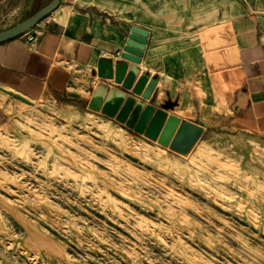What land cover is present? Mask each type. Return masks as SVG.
Returning a JSON list of instances; mask_svg holds the SVG:
<instances>
[{
  "label": "rangeland",
  "instance_id": "1",
  "mask_svg": "<svg viewBox=\"0 0 264 264\" xmlns=\"http://www.w3.org/2000/svg\"><path fill=\"white\" fill-rule=\"evenodd\" d=\"M49 1L0 0V30ZM24 85L0 84V264H264V138L237 127L232 89L157 99L204 127L180 154Z\"/></svg>",
  "mask_w": 264,
  "mask_h": 264
},
{
  "label": "crops",
  "instance_id": "2",
  "mask_svg": "<svg viewBox=\"0 0 264 264\" xmlns=\"http://www.w3.org/2000/svg\"><path fill=\"white\" fill-rule=\"evenodd\" d=\"M133 27L147 31L136 79L157 76L149 99L97 75L99 59L113 68L123 60ZM225 52L232 53L229 64ZM24 82L86 108L100 82L156 108L159 97L180 106L184 93L189 105L221 104L222 91L232 89L237 127L264 138V0H60L0 43V84L23 90Z\"/></svg>",
  "mask_w": 264,
  "mask_h": 264
},
{
  "label": "water",
  "instance_id": "3",
  "mask_svg": "<svg viewBox=\"0 0 264 264\" xmlns=\"http://www.w3.org/2000/svg\"><path fill=\"white\" fill-rule=\"evenodd\" d=\"M59 2L60 0H50L23 21L0 30V43L15 38L33 27L56 8ZM146 36V30L139 27L131 28L121 54L123 60L116 61L113 68L110 59H99L97 75L102 78H111L122 88L144 99H149L157 82V76L149 77L147 72H141L136 79L139 72L136 64L140 62ZM128 61L133 64H128ZM167 106L169 105H164V107ZM87 108L112 117L126 127L157 140L180 154H187L204 131V127L199 123L181 120L164 108H156L151 103L127 94L124 90L108 88L103 82L94 87Z\"/></svg>",
  "mask_w": 264,
  "mask_h": 264
},
{
  "label": "built area",
  "instance_id": "4",
  "mask_svg": "<svg viewBox=\"0 0 264 264\" xmlns=\"http://www.w3.org/2000/svg\"><path fill=\"white\" fill-rule=\"evenodd\" d=\"M27 39H28V40H32V39H33V35H28V36H27Z\"/></svg>",
  "mask_w": 264,
  "mask_h": 264
},
{
  "label": "bare ground",
  "instance_id": "5",
  "mask_svg": "<svg viewBox=\"0 0 264 264\" xmlns=\"http://www.w3.org/2000/svg\"><path fill=\"white\" fill-rule=\"evenodd\" d=\"M24 97H25V96H24ZM27 98H28V97H27ZM30 100H33V99H30ZM34 108H35V107H34ZM37 112H38V111H37ZM89 114H90V113H89ZM31 115H32V114H31ZM27 116H28V115H27ZM27 116H26V117H27ZM36 116H37V115H36ZM120 129L123 130V128H120ZM118 130H119V129H118ZM29 133H30V132H29ZM121 133H122V132H121ZM121 133H120V134H121ZM120 138H121V137H120ZM122 138H123V137H122ZM195 143H196V142H195Z\"/></svg>",
  "mask_w": 264,
  "mask_h": 264
}]
</instances>
